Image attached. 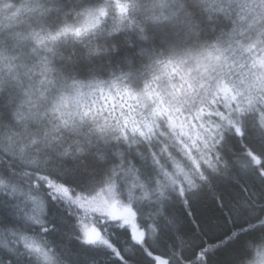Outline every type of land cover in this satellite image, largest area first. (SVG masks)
<instances>
[{"label":"snow or ice","instance_id":"6c2138e0","mask_svg":"<svg viewBox=\"0 0 264 264\" xmlns=\"http://www.w3.org/2000/svg\"><path fill=\"white\" fill-rule=\"evenodd\" d=\"M0 264H264V0H0Z\"/></svg>","mask_w":264,"mask_h":264},{"label":"trees","instance_id":"16d2710c","mask_svg":"<svg viewBox=\"0 0 264 264\" xmlns=\"http://www.w3.org/2000/svg\"><path fill=\"white\" fill-rule=\"evenodd\" d=\"M214 207L215 205L212 194L206 193L204 198L194 206V211L198 216H203L210 212Z\"/></svg>","mask_w":264,"mask_h":264}]
</instances>
